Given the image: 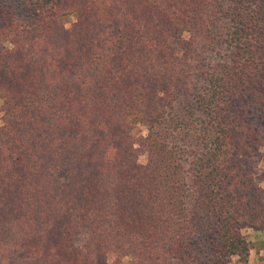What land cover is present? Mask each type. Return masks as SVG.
<instances>
[{
	"label": "trees",
	"instance_id": "obj_1",
	"mask_svg": "<svg viewBox=\"0 0 264 264\" xmlns=\"http://www.w3.org/2000/svg\"><path fill=\"white\" fill-rule=\"evenodd\" d=\"M219 9L0 0V264L248 261L242 230L264 236V0ZM211 42L225 53L193 91L197 222L169 113Z\"/></svg>",
	"mask_w": 264,
	"mask_h": 264
},
{
	"label": "rangeland",
	"instance_id": "obj_2",
	"mask_svg": "<svg viewBox=\"0 0 264 264\" xmlns=\"http://www.w3.org/2000/svg\"><path fill=\"white\" fill-rule=\"evenodd\" d=\"M215 8L217 5L223 7L219 9L223 11L229 4V0H210ZM219 11V12H220ZM223 19L220 21L222 22ZM221 28H219V31ZM210 46L198 45L195 47L191 60V68L187 75L185 81L180 84V89L177 95L175 105L171 108V115H177L178 119H181V125L184 127V132L181 133L178 144L184 150V164L186 172V183L188 185V192H190L189 207L191 209V215L195 218V221L203 220L202 215L205 213L198 211V207L195 204V185H194V172H195V160L198 153H201L202 148L197 145L195 141L190 138L194 127L200 126V119L202 115L196 105V100L193 95V91L196 87L202 86V73L206 71L207 68L222 59V55L225 53L224 46L211 42ZM221 52H220V51ZM1 108V102H0ZM144 133L146 131L144 130ZM140 160L145 162L146 156L142 155ZM258 171L262 181V186L264 187V148L261 150L257 158ZM192 196V198H191ZM242 232L247 236L250 242V253L248 256V261L241 260L239 256L232 257L229 264H264V236L261 232H255L252 228H245ZM204 239V235H198L197 240ZM202 244V242H200ZM128 264L129 259L126 258L124 261ZM110 264V262H108Z\"/></svg>",
	"mask_w": 264,
	"mask_h": 264
}]
</instances>
